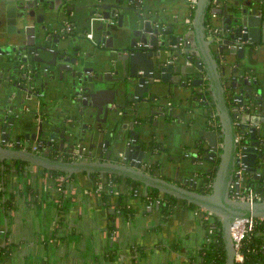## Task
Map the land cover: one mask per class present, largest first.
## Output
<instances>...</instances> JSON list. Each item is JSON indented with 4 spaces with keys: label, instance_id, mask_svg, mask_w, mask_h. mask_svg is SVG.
<instances>
[{
    "label": "water",
    "instance_id": "obj_1",
    "mask_svg": "<svg viewBox=\"0 0 264 264\" xmlns=\"http://www.w3.org/2000/svg\"><path fill=\"white\" fill-rule=\"evenodd\" d=\"M173 1L0 0V139L18 142L0 143V161L117 174L194 203L220 218L226 264H235L230 225L264 217V199L230 197L241 163L251 186L264 181V66L249 49L264 43V0H198L192 27ZM152 120L166 130L155 138ZM54 143L110 149L104 160L55 159ZM118 149L139 161L113 160Z\"/></svg>",
    "mask_w": 264,
    "mask_h": 264
},
{
    "label": "crops",
    "instance_id": "obj_2",
    "mask_svg": "<svg viewBox=\"0 0 264 264\" xmlns=\"http://www.w3.org/2000/svg\"><path fill=\"white\" fill-rule=\"evenodd\" d=\"M189 2L175 0L172 4L175 16L187 15L192 27L195 12ZM249 49L255 63L264 66V43L249 44ZM37 173L40 192L33 195L22 187L34 183ZM30 174L13 170L0 176V230H4L0 231V246L8 250L0 264L200 262L198 248L205 233L192 207L178 201L173 212L165 215L155 203L143 200L142 193L131 194L124 181L103 193L88 172L70 175L62 190L51 177L44 179L42 168L32 166ZM125 192L129 196L119 203ZM113 229L115 238H111Z\"/></svg>",
    "mask_w": 264,
    "mask_h": 264
},
{
    "label": "trees",
    "instance_id": "obj_3",
    "mask_svg": "<svg viewBox=\"0 0 264 264\" xmlns=\"http://www.w3.org/2000/svg\"><path fill=\"white\" fill-rule=\"evenodd\" d=\"M4 166L2 167V163L0 161V176L9 173H12L13 170L19 171L22 170L23 173H26L27 175L30 174V170H27L25 166L28 164L27 162L20 160V159H15L12 162H9L7 160H3ZM30 164V163H29ZM51 172V177L54 176H61L62 174H66L64 171H56L54 169H47ZM42 174V173H41ZM44 174V172H43ZM214 174V172H213ZM213 174L209 176L210 179H212ZM38 175V173H37ZM89 176L93 177V179H100L101 173L91 171L88 174ZM26 177V176H25ZM39 177L40 175L37 176V180L33 183L27 182L22 188L28 189L33 195L38 194L40 192L38 184H39ZM108 177V175H107ZM106 177V178H107ZM65 180L62 182V185L65 186L66 182L68 181L69 176L64 177ZM109 178L113 181V183H122L124 181V184L127 185L128 187L132 188L131 189V194L134 195V190L136 188L141 186V183L138 180H132V179H127L123 176L117 175V174H111L109 175ZM105 179V178H104ZM66 181V182H65ZM249 180L243 179V183L249 184ZM258 183V182H257ZM252 184L253 187L255 188H263L264 187V181H260L258 184ZM206 187V186H205ZM211 189V188H210ZM210 189L206 187L202 189L203 192H209ZM106 189H104L103 193L105 192ZM110 190V189H109ZM205 190V191H204ZM108 191V190H106ZM148 191V192H147ZM142 193L143 200L146 201V199L152 200V203H155L156 200H159V209H161L165 215H170L173 212V208L175 205H177V202H181L184 205H188L195 209L197 207L196 204L190 203L187 201H180L177 199L176 196H173L171 194L167 193H161L157 189H152L148 188V190ZM129 195L127 192L121 193L120 194V199L118 202H122L126 197ZM132 196V195H131ZM37 198V196H36ZM128 212L131 210H128L127 208L125 209ZM208 215L200 216V220L204 229L205 233V239L203 244L198 248V253L200 254L201 261L198 262L197 264H226V257H225V240L223 237V233L221 232V220L218 216L216 215H210V220H207L206 217ZM212 226L213 231L211 233L208 232V228ZM260 231H264V226L260 225L254 229L252 233H250L246 239L243 242V248L242 251L244 253V256L246 257V264H264V234L261 233ZM112 232V230H111ZM110 234V231H109ZM208 240V241H207ZM8 255V250L5 246H0V259L4 256Z\"/></svg>",
    "mask_w": 264,
    "mask_h": 264
},
{
    "label": "built area",
    "instance_id": "obj_4",
    "mask_svg": "<svg viewBox=\"0 0 264 264\" xmlns=\"http://www.w3.org/2000/svg\"><path fill=\"white\" fill-rule=\"evenodd\" d=\"M190 4L192 6H194L195 3H197L198 0H189ZM209 30L212 31H216V28L214 27H210ZM88 36H91L92 33L88 32L87 33ZM240 137H238L239 139ZM4 142L5 145L7 147L12 148V146L14 145V141H5L0 139V143ZM32 150L33 151H39L40 152V142H37L36 144H34L32 146ZM80 153L78 151V148L72 150V152L67 153V159L68 160H74V159H78L80 158ZM43 172H45V175L43 176L44 179L47 177H51V172L50 171H46L45 168H42ZM245 171V164L241 163L240 165L236 166L235 171H234V175H233V179L230 182V197L232 198V200H247L250 203L253 202H257L259 200L264 199V187L263 188H255L251 185H247L245 183H243V174ZM66 176L62 175V176H57L54 178L51 177L52 182L57 185L59 187L60 190H62L64 187H62V182L65 180ZM102 177H100V179L96 180V186L98 188V190H102V189H108L110 188V191L114 190V186H113V181L111 180V178H109V176L107 178H105V182L104 184H102L101 182ZM104 179V178H103ZM206 187L208 189H210L212 187L211 182L206 184ZM132 189V188H131ZM143 189L144 186H140L138 188H136V190H134V194H139V193H143ZM150 202H152L151 198L148 199ZM156 205H159V200H156L155 202ZM149 205H151V203H149ZM195 212L197 215L199 216H204V215H208L206 217L207 220H210V215H214L211 211H205L202 210V208L200 207H196L195 208ZM264 226V217H254L252 215H247V216H242V217H237L235 218L234 222L230 225L229 228V232L234 244V250H235V264H246V257L244 256V253L242 251L243 248V242L246 239V237L252 233L254 231V229L258 226ZM1 232H3L4 230L1 229ZM213 231V227L210 226L208 228V232L211 233ZM261 233L264 234V231H260ZM116 237V230L113 229L111 232V238H115ZM208 241V240H207Z\"/></svg>",
    "mask_w": 264,
    "mask_h": 264
},
{
    "label": "flooded vegetation",
    "instance_id": "obj_5",
    "mask_svg": "<svg viewBox=\"0 0 264 264\" xmlns=\"http://www.w3.org/2000/svg\"><path fill=\"white\" fill-rule=\"evenodd\" d=\"M193 9H194V6H193ZM186 102H189V101H191V100H185ZM167 105H168V107L169 108H172V102L171 101H169L168 103H167ZM194 109H199V112H201V114L203 115V112H205V108H199V107H197V106H194ZM120 111H122V109H120ZM215 119H217V117H215V116H213V117H211V119H210V122L211 123H213V122H215ZM201 121V120H200ZM148 122V121H147ZM151 126H150V131H151V135L153 136V133H155V131L156 130H159V129H161V130H164V131H166L165 130V127H157V128H155L154 126V121L152 120V121H150V122H148ZM160 124L162 125L163 124V122L161 121L160 122ZM159 124V125H160ZM164 136H165V134H162V138H164ZM238 137H240L241 138V135H237V139H238ZM153 138H155V136H153ZM239 138V139H240ZM238 139V140H239ZM132 141H134V140H132ZM153 141H154V139H153ZM13 142V141H12ZM18 142H16V141H14V145L13 146H16V144H17ZM37 143V142H36ZM36 143H33V145L34 144H36ZM153 143V142H152ZM156 143H158V141L156 142ZM32 145V146H33ZM41 145H42V142L40 143V147H41ZM54 145V149L52 150V151H50L52 154H51V156L53 157V158H55V159H67V151H64V149H62V147H61V145H60V143H54L53 144ZM121 146V145H120ZM128 146L130 147V148H132V151H134L135 149H133V147L134 146H132V144H128ZM61 147V148H60ZM76 148H78V151H79V153H80V158H79V160H86V158H91V159H94L95 157H101V159L102 160H104L105 159V155H106V152L110 149V148H107V146L104 144L103 145V147L100 149H97L96 151H94L93 152V149H91L90 147H89V145H87V147L86 148H83L82 150L80 149V147H79V145L77 144L75 147H74V149H76ZM32 149V148H31ZM65 149H68V144L67 143H65ZM124 150V149H123ZM123 150H121V149H118V150H115L114 151V153H113V155H111V157H113L114 156V159L113 160H115V161H119V162H123L122 161V159H124V161H126V162H128V164H130V162H131V160H133V161H135V160H137V161H139L138 159H136L137 157H133V158H131V159H129V160H127V158H128V156H127V154H125L124 152H123ZM34 152H37V151H34ZM167 153H165V158H164V160H166L167 161V159H169L170 157H172L173 158V156H174V153L172 152V153H170L171 151H166ZM92 154V155H91ZM110 157V158H111ZM142 168H144L146 171H148V172H150V173H156L157 171H158V169L160 168V167H158V166H156V165H154V164H152V162L151 161H147V162H142ZM215 170H216V168H214L213 170H211L210 172H209V174H207V175H205L204 177H205V180L204 181H200L199 183H198V186H199V188L202 190L203 188H205L206 189V184L207 183H210V182H212V179H210L209 178V176L211 175V174H213V172H214V174H215ZM253 186V185H252ZM205 191V190H204Z\"/></svg>",
    "mask_w": 264,
    "mask_h": 264
},
{
    "label": "rangeland",
    "instance_id": "obj_6",
    "mask_svg": "<svg viewBox=\"0 0 264 264\" xmlns=\"http://www.w3.org/2000/svg\"><path fill=\"white\" fill-rule=\"evenodd\" d=\"M201 261V260H200Z\"/></svg>",
    "mask_w": 264,
    "mask_h": 264
}]
</instances>
